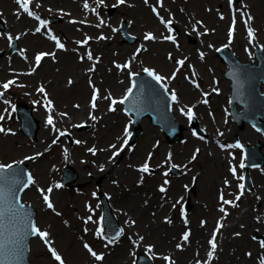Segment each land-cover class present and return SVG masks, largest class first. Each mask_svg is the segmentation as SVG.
<instances>
[{"label":"rangeland","instance_id":"1","mask_svg":"<svg viewBox=\"0 0 264 264\" xmlns=\"http://www.w3.org/2000/svg\"><path fill=\"white\" fill-rule=\"evenodd\" d=\"M59 1L61 2H55V0L33 1V6L37 8L36 12H39L36 15L40 18L38 21H46L47 24L44 25L43 28L47 27V30L46 35H43V33H38L39 36L37 37L43 36L42 39L44 40V42L38 43L35 46H26V43L23 42L22 39H20L17 46H23L27 48V55L24 54L26 58L21 57L20 53H17L19 57L13 54L15 56L14 58H12L11 60L6 59V55H8L6 53L8 52V37H10L11 34H18L16 32H21V27L9 28L7 30L11 32V34L6 31L5 33L2 32V37L0 36V46L2 47L1 49L5 50L4 53H1L0 49V57L2 55L4 56V62H0V83L17 76L12 73V70L15 71V74L17 73L18 75H20V80L18 79V81L11 85L7 92H4V95L0 97V116L4 117V119L1 120L0 127H3L6 130H12L14 128V131L16 130L17 132L10 135H8L9 133H7V131L0 132V159L2 162H6L13 159H20L23 156L30 154L36 155V152L41 151L42 154L40 156H36L33 161L28 162L27 166L30 168L31 175L32 173L34 174L32 175V177L35 179V182L40 185L39 188L44 189L45 191L47 190L46 184H52L53 180H55V182L60 185L58 180H61L60 176L63 172V169L66 167V160L65 158H63L65 152L68 154L71 153L72 155H76V157H72L75 162L69 159V161L73 164L71 165L73 167H76V165H80V167L82 168V172H84L86 178L90 179L92 176H87V173L93 174V172L96 171L97 165L102 164L101 166H103L105 164L103 161H106L108 155H110V148L107 147L108 144L111 145V142H113L112 144L115 145V150L112 149V151H116L120 147L121 143H125V141H127L128 134L132 128L128 116L121 113L115 107V112L111 114V116H106L107 118L105 117L106 119L104 118L103 120H101L96 124V126L93 124V126L91 125L82 130H76L73 127L63 129L61 126L57 125L55 129L57 128V130H66L68 132L70 131L69 133L73 137L79 139L81 143L78 144L68 141L69 144H67L66 147L65 138H63V144L56 143L53 145L54 147L49 152L44 153L47 144L52 141L53 134H55L56 132L52 128V125H49L47 123L49 115H51L53 118L56 117L53 109L50 110L48 108L49 101H51V107L53 106L57 110V112H60L61 114H65V112H68L69 108H74V106H72L73 103L80 102L79 99H75V94L81 92L82 85L76 86V84H72L75 79V69L72 68L68 70L65 65H67L70 61L77 65L80 64L78 62L83 61L86 58L87 53L89 52L88 46H90V44L94 40H97L99 36H103V46L101 48V51L104 54V67L97 66L98 62H100L99 54H102V52H100L99 50L97 53H92L93 59L90 60V62H86V65H83V69L86 72V78L88 80L91 78L90 81L92 80L93 82V85L89 86L88 82L86 83L84 81V84L86 86V105H88L89 108V103H91L92 106L94 94L97 95V99L95 101L96 104L98 102V96L100 94L99 91L101 90V96L103 98L105 107L106 105H110V96L107 94V91H109V89H112V87H110V85L107 83L108 81L106 82V77L107 79H110L113 75L118 78L120 76V74L116 72L117 69L113 66L112 61L113 63L121 64L123 60L130 59V57H127V55L131 54L133 48L136 51L139 50L140 45L142 44L138 42L139 37L144 36L145 32L150 29V26L145 24L146 17H150L153 19V21L159 23L158 16L164 17V14L165 17H167L169 11H172L173 9L176 12H182L183 10L186 12V14H190V16H192L193 18H199L198 21L200 24H202L203 29H205V31L210 30L211 32L213 31V29H217L218 27H220L218 24L222 25L223 28H221L223 30L225 29L228 21V14L223 20H221L218 18V12H224L225 10L229 9L227 4L225 3L226 0H147V3L145 2V0H125L127 1V3L120 6H118V4L120 3L119 0H103V3H100L99 0H92V3H90L89 0H87V3L90 4L89 7H95L94 9L96 13H90L92 11L89 9V7L85 9V7L81 5V2L83 4L85 0H78L77 2L76 0H71L72 3L75 4L74 6H68L64 4V1L62 0ZM244 2L249 5L251 12H253L254 15V18L252 17L251 21L254 26H256V33L259 35L256 44H258L261 48H264V38L262 37L264 36V19H259L261 14L264 15V0H244ZM242 4L238 2L235 5V8L238 9V7ZM14 7V0H0V18L6 19V12H10L16 22L21 23L23 19H16L14 14L11 12ZM111 7H114V9L109 12L108 10L109 8L111 9ZM151 7H153V9ZM42 14L44 17H42ZM172 15L173 14L171 13V16ZM238 19L242 21L239 15ZM101 21H103V23H101ZM121 22L122 24L126 22L127 32H129L131 36L136 37V39L132 42L122 40V36L118 31V27ZM193 22L195 21H190L186 26V29L185 27H182L181 32L183 33V30H190ZM59 23H65L67 26H70L71 30L66 32L65 35H62V33L56 29ZM137 24L138 30L134 29V26ZM31 25H34L33 21ZM237 27L238 29L236 31V34L239 32V37L241 36V34H243L245 37V34L241 29L239 23H237ZM182 33H179L178 49L184 56L187 57V62L192 61V56L195 55V50L199 46L195 45V43H197L196 39L192 40L191 38L190 40V37L194 38V36H192L191 34ZM53 36H55L57 40L64 45V48L61 49L57 47V40L52 39ZM35 37L36 36H33V38ZM86 38H90L86 45L78 43L84 41ZM224 38L225 33L223 31L222 36L217 39L215 43H221ZM255 38L257 37H254V39ZM236 41L240 42L238 39ZM159 45L160 44L155 41L146 43L145 46L148 47V49H143L139 53V61L153 66L162 74L172 73L176 65L169 60L164 59V55L166 51H175L174 45L169 44L170 47H168L167 45L164 47V50H162V48H159ZM241 46L242 44L240 45V47ZM252 49H254V46H252ZM52 52L53 54L55 52V57L57 58L51 56L47 57L46 55L42 57L39 65L36 64L35 57L38 54H50ZM132 54L134 56V52ZM178 56L180 57V54ZM211 56L214 57V61L208 59L209 61L207 62V64L208 66L211 64L215 65V74L219 76V73L222 74L221 69L224 70L225 66L215 58L216 56L214 54H212ZM16 58H19L20 63L16 62ZM61 60H63L64 63H62ZM66 62L68 63L65 64ZM195 64L198 66V63ZM91 65H94L95 67V70L92 72L89 69V66ZM201 67L204 71V77L209 76L208 68L206 67V65H201ZM64 68H66V70ZM33 69L35 70L33 71ZM88 76H90V78ZM180 82H184L189 86V84L186 83L182 79V77L177 78L173 82L172 85L178 90V94L180 95V104L183 107H186L190 105L189 103H197L198 92L194 91V95L192 94L190 97H187L186 94L184 95L182 93ZM207 82L210 84V79L207 78ZM207 82L205 81L204 84L207 85ZM51 83H53V87L57 86L58 89H54L51 86ZM96 83H98V85H96ZM22 84H24V87H22ZM227 84V80H225L224 84L221 83V86H227ZM41 87L44 88V92L38 91V89H40ZM113 92L116 95L120 94L121 87L119 88V91L116 90ZM227 93V89L225 91L223 90V93L220 96L216 97L219 101V104H224V102L226 101ZM5 101H7V103ZM18 101H24L25 104H28L33 109L35 108L34 106H36L35 103H39L41 101H43V104L47 105L44 107L42 104V112H36V116L41 119L39 124L44 126L45 131L42 133L37 126L34 140L24 136L19 131V123L16 120L13 111V105ZM217 110L221 115L222 111L220 110V108L216 109V111ZM87 113L88 117L94 115L95 108H92V110L88 111ZM220 115L217 116V114L215 113L214 118V121L219 125L222 124ZM84 118H86V116H84ZM125 118L129 120V124L126 122ZM71 121L74 120L71 118L70 122ZM147 125L154 127L150 121L147 122ZM233 125L236 126V124L234 123ZM112 126L116 129L112 130ZM231 127L232 125L227 126L226 130L228 131L229 128L231 130ZM92 128H97V130L102 132L103 134L106 133V135H103L106 137V139L100 142H98V139L96 141V139H94V136H91L93 133V130H91ZM242 128L243 127L237 126V129H239V131L243 130ZM250 128L247 127V129L252 132L250 137H253V134V139H261L260 133L255 132L252 127ZM121 130L126 131V133L124 131V136L121 135ZM230 130L228 134H230ZM211 132L213 134H216L217 132V130L215 131V127L213 124L211 125ZM83 134L84 137L80 139L78 136H82ZM140 134L141 133H139L136 138V149L132 152V154L139 153V158L132 163L124 162L122 165L126 168V170L125 168H121L122 165H118L120 157L119 161L117 162H115V159H110L113 165L114 163H117V165L120 166L118 169L119 171H117L116 173L114 172L115 174H113L109 178L114 181L108 188L103 187L101 184L100 188L103 191L104 189L111 190L109 192V195H111V198L109 199L111 201V204H113L115 208L118 207L120 211L124 213V215L128 218L127 221L130 219L133 220L131 227L133 231L139 232L140 234L144 235L145 240L142 244L143 250H145V243H153V240L151 238L152 235L147 230V226L150 224V221H156L155 223L165 224L164 221L166 220L164 219L169 216H171V218H167V221L173 220V218L180 217V214H178V209H174L172 208V206L177 204V198L182 197V192L185 193L186 187L188 186V176L184 178L185 181L181 180L180 182H178V184H175L176 181H172V185L168 190V195L172 196V201L167 204V207H164V202L159 199L157 203H154V205H152L150 208L145 207V210L142 208L145 211L147 219H143V217H140L139 219V217L136 216V213H130V211L132 210L130 208L131 206L129 205H132L133 202L135 205L141 206L145 204V196H153V192H157L155 189V185L160 181V178L155 179V175L160 173L161 170H159L158 173L154 172L153 177L144 175L143 180L141 181L142 175L137 173V171L134 169V165L140 166L145 158H147L148 153L152 150L154 152L152 151L153 154L151 158L152 164L154 166H156L157 164L160 165L165 159L164 157H168L169 159L176 161L177 163H186L191 159V157L194 156L192 152L196 151V149L194 150V146L197 145L198 142L187 141L183 143L178 141L175 142L177 144L176 146H172L174 142H168L166 139L165 142H162V136H156L153 132H148L147 134L143 133L141 135ZM234 136L238 135L230 134L229 136H227V138L231 139ZM239 136L240 138L244 139L242 135L239 134ZM38 140L41 142L39 148H37L38 146L34 147V144ZM90 148L96 149L95 154L89 151ZM154 148L156 149L154 150ZM200 148L201 150L198 153V157L193 163H191V167H189V169H186L190 174H192L193 172V174L196 173L197 175V180L194 187L195 190H191L189 194V201L191 204L188 212L190 219H187V221L190 222L193 219L194 224L199 225L200 221H203L205 219L208 227L207 233L205 235V237L208 235V244L206 242L207 246L210 244L209 241L212 239L213 233H216L217 224L215 225L213 223V219L212 221H210L209 219L205 218L206 215L200 211H196L194 209V206L192 205L196 202V200L204 199L203 195L200 192V189H203V186L200 184L202 177H204V175L206 174L207 180L209 178V174H215L214 165L212 163V160H210L215 155V152L209 149L203 150V147ZM166 150H171L172 155L169 156V154L166 153ZM101 154H104L103 160H99ZM217 156L222 160L223 173H225L227 171V162L229 160V156L226 152L219 153ZM233 156L235 157V163L237 164L239 160L238 153L234 152ZM117 159L118 157L116 158V160ZM42 160L45 162V164H43L44 162H42ZM125 163L133 164V166L127 165ZM230 163L233 164L232 162ZM236 164L234 166H236ZM114 168L117 169V166H114ZM162 168H165V166ZM167 168L168 167L164 169V174L166 173ZM260 169L264 170V166H262ZM260 169L255 170L259 171ZM108 170H110V167L108 168ZM105 172L100 173H102L103 176L104 174L106 175L110 173V171H107L106 173ZM178 174L183 175L181 171H179ZM169 177L171 178V180L175 179L174 175H170ZM222 177L214 185V200L217 192V185L223 182ZM94 184V180H90L88 182H78L77 178H75L72 182H70L69 185H64L67 188L63 189V197L59 202H57L56 209H53V211L47 210L41 215L37 216V221L41 224L40 227L44 230L46 229L51 234L50 238L53 239V243H51L50 246H52L53 244L56 245V247L63 252L65 258L70 264H80L81 261L85 259L84 256H78L75 250H81V252L85 254L77 238L84 236V221L82 220V218L87 220L88 217H91V214L89 213V206L93 203L92 192L93 190H97ZM175 185H177V188ZM262 192L264 195V190H262ZM38 193L39 192L37 188L32 189L29 198L31 200H36L37 198L38 203L41 204V199ZM34 196L37 197L34 198ZM157 196L160 197L158 192ZM246 197L247 196L245 195L242 200L246 199ZM262 202H264V199ZM255 205L257 211L254 210ZM255 205L250 204L248 210L245 212V215H248V219L250 218L249 220H253V216L258 214L259 212L261 214H264V207H262V204L260 206V203L256 202ZM204 211H206V209ZM174 212L177 213V216L172 217ZM138 213L139 212H137V214ZM124 215L122 214V218ZM244 223L245 220L240 219L238 221V224L234 225L231 228L232 233L237 232L239 228L245 225ZM228 224H230V222L225 223V225ZM59 228L65 231V235H61L60 233L56 232ZM87 228V225H85V229ZM142 228L144 229L142 230ZM181 229L182 226L178 228V230ZM222 230L220 233L216 234V244H218V237L220 238L222 235ZM254 230L258 231V233L260 232L264 234V223H260V226L258 223H254V225H252L250 229V233ZM253 234L254 233H251L249 236H247L243 245H239V253L240 255H243L245 258H247L245 256V253L248 250H252L253 252L254 250H257V253L254 254V260L258 264H261L264 256V247H262L261 245L262 242H264V237L255 239L253 237ZM66 240H68V243L66 242ZM31 243L35 244V249H33V251L30 253L31 264H55V262H53V260L44 250L42 245H40L37 239L31 240ZM74 246H76V248H74ZM72 248H74V250ZM120 248H122V245H119V243L116 242L114 244V247L108 250V254L103 259L104 264H130L129 250L122 251L120 254L121 257L118 258L117 261L116 259H114V257L113 261L110 260L112 255L114 256V253H116ZM234 248L235 247L232 246L229 249L231 252H233ZM209 249H211V247H209ZM221 249L227 253L224 247L220 246L219 251ZM154 250L160 253L165 251L164 248L159 247H157V249L155 248ZM222 250L219 253H222Z\"/></svg>","mask_w":264,"mask_h":264},{"label":"bare ground","instance_id":"2","mask_svg":"<svg viewBox=\"0 0 264 264\" xmlns=\"http://www.w3.org/2000/svg\"><path fill=\"white\" fill-rule=\"evenodd\" d=\"M49 1V0H48ZM64 1V4L70 6V5H75L74 3H72L71 0H62ZM77 1V0H76ZM136 1V0H134ZM55 2H61L59 0H55ZM90 3H92V0H89ZM140 7V6H139ZM6 18H8L6 25L9 28H16V27H21V32H23L27 27V24L30 25L32 20L27 18L25 19V24H21V23H16L14 22L13 16L10 12H6ZM259 19H264V15L261 14ZM145 24L150 26L151 29L156 30L157 32L160 31V29L162 28L159 23H156L155 21H153L152 18L150 17H146L145 20ZM177 26H182V25H186L189 24V20L187 17L176 14V20L175 23ZM220 27L217 28L215 34H213L212 36H210L209 40H215L216 38H219L222 36L223 34V29L221 28L222 25L218 24ZM56 29L58 31H60L62 33V35H65L66 32L70 31L71 28L70 26H67L65 23H59L58 27H56ZM134 29L138 30V24L134 26ZM152 31V30H150ZM34 35L30 34L29 32L26 33L25 35L21 36V39L23 40V42L26 43V46L28 45L29 47L31 46H35L38 43H42L41 38H38L37 36L35 38H33ZM264 38V36H262ZM103 46V41L102 40H94L90 46H89V51H91L92 53H97L99 50L101 51V48ZM126 47V46H124ZM0 48H2L0 46ZM59 52V51H58ZM1 53H4L3 50H1ZM102 55V60L100 57V62L98 63L97 66H103L105 65L104 63V54L102 52V54L100 53V56ZM14 58V56L11 57V59ZM239 60L243 61V62H250L249 60H247L242 54H239L238 56ZM62 63L63 60H61ZM0 62H4V56L2 55L0 57ZM16 62L20 63L19 58H16ZM89 62V61H87ZM68 62H66L65 64H67ZM96 66V67H97ZM65 67L69 70L74 68V76H75V80L73 82V85L76 84V86H81L82 85V90L79 93L75 94V99H79L80 100V107L79 108H69L67 115H63V114H59L60 116H63L61 118L58 119V122L60 124H65L68 125L70 124V118H72L73 120H76L84 115H86V110H87V105H86V98H85V91H86V86L84 84V81L86 80V75L83 73L82 69H81V64H75L72 61H70L67 65H65ZM66 68H64L66 70ZM104 70V69H103ZM102 70V71H103ZM105 71V70H104ZM114 77L107 79L106 78V82L108 84H112L113 88H115L114 90L119 91V88L122 86V82L117 83L116 81H114ZM180 86L182 87V93L185 95L187 92H191L192 94L194 93V88H189V86L187 84H185L184 82H180ZM51 86L53 87V83H51ZM55 86V85H54ZM124 87V86H123ZM54 89H58V87H53ZM78 100V101H79ZM200 109L201 106L199 105ZM53 110H55V108H53ZM104 111L105 107H104V103L103 100L99 101V109L98 112ZM174 112L176 114L175 119L178 122H182L184 123L185 118L178 115L176 108L174 106ZM57 113V112H56ZM112 113L110 112H106L107 116H111ZM102 115V114H101ZM83 119V118H81ZM81 119L79 121H81ZM165 121H169L168 118L164 119ZM43 124V123H42ZM143 133H148V132H153L156 136H160L161 133L159 130H157L155 127L149 126L147 125L146 120L143 122ZM182 125V124H181ZM209 126V125H208ZM185 128V127H184ZM40 131L43 133L45 131V128L43 125H40L39 127ZM111 129H116L113 126L111 127ZM251 131L247 129V127L245 126L243 130L239 131V129H237V127H231L230 130V134H240L244 137V140L246 141H250L252 142L254 135L252 134L253 137H250L251 135ZM230 134L225 133V136H229ZM113 135V133H112ZM103 137L100 136L98 138V142L103 141ZM41 145V142L38 140L36 141V143L34 144V147L39 148V146ZM33 146V145H32ZM176 146V145H174ZM139 154L138 153H126L124 155V157L122 158V160H120L121 164L124 162H133L134 160H136L138 158ZM71 158V157H70ZM104 159V154H101L99 157V160H103ZM107 160V159H106ZM212 163L214 165V168H216L215 170V174L210 175L209 174V178L206 180L207 176L206 174L204 175V177H202V180L200 181V184L203 186V189H200L201 194L203 195V200H199L197 203V207L199 209L200 212L206 214L208 217H212L214 215L217 214L216 211V200H214V184L216 182H218L220 180V178L225 175V173H223V163L222 160L218 158L217 155L213 156L212 159ZM45 161V159H44ZM42 160V162H44ZM216 163V164H215ZM45 164V162L43 163ZM105 164H107V161L105 162ZM101 165V164H99ZM107 167L109 166H105L106 172L110 171V173L108 174H104V179L101 178V176H103L102 173L98 172L97 170L93 173V180H101L102 185L108 187V179L115 174L118 169H115L114 167L110 166V170L107 169ZM74 172L76 175V178L78 181L80 182H88L90 181L89 179L86 178V176L84 175V172H82V168L80 167V165H76V167H74ZM209 171V170H208ZM105 172V173H106ZM115 172V173H114ZM181 179V178H180ZM261 183H264V178L263 177H259ZM205 185V186H204ZM262 190H264V185L261 186ZM63 193L62 189H55L54 192V197L56 199V201H58L61 197ZM26 198H29V194L26 195ZM146 200V207H150L153 205V203L158 199L157 196L154 197V199H152L150 196H145L144 198ZM34 205H35V210L37 211V214L40 215L42 214V205H40L36 200H34ZM131 206V210L130 213H136V216L139 217H143V219H147V216L145 214V208H141V206L139 205H135L132 202ZM206 209V211H204ZM137 212H139L137 214ZM242 219H244L246 222V230L245 227L243 226L241 230H239V235H232V231H230L229 227H226L223 231L220 243H222V246H224V248L226 249L227 253L224 251V253H222V258L219 259L216 255L212 257V259L208 262L209 264H211V262L213 264H256L255 260H254V254L257 253V250H254L253 253H245V256L247 258H245L243 255H240L239 253V245H243L247 236H248V232H250V229L252 227V225H254V220H249L248 219V215H244L241 217ZM262 218V217H261ZM121 219H123L121 217ZM124 219L126 220V222H122V225H124V223H127V217H124ZM119 221V220H118ZM156 221H150V224L147 226V230L149 231V233L152 235V242L155 244V247H159V248H164L167 251V248L171 249L174 251V253L176 254V257L178 258V262L179 264H194L193 260L194 258H192V254L195 253V249H199L201 251L204 250V248L206 247V233L208 230L207 225L201 226V225H195L194 224V220L191 221V226H192V238L193 240L196 242H190L189 245L186 247L185 250L183 251H176L174 249V240L178 239V236L176 235V233H178V228H180L181 225H183V222L179 219V218H175L170 224H162V223H155ZM144 228H142L143 230ZM57 233H60L61 235H65V231L61 228H59L57 231ZM130 234L125 236V247L129 249L130 243L128 242V238H130ZM180 238V237H179ZM66 242L68 243V240H66ZM235 247L233 250V252L230 251V247ZM74 248H76V246H74ZM74 248H72L74 250ZM33 249H35V244L31 245V250L30 252L33 251ZM126 250V249H123ZM122 249H120V251H123ZM78 254V256H82L84 255L83 252H81V250H75ZM201 256V254H199ZM37 256V254H36ZM119 256V255H118ZM118 256L116 255V253H114V256L112 255V257L110 258V260L113 261V257L114 259H116V261L118 260ZM173 256V255H172ZM205 257V254H204ZM203 261V260H202Z\"/></svg>","mask_w":264,"mask_h":264},{"label":"snow or ice","instance_id":"3","mask_svg":"<svg viewBox=\"0 0 264 264\" xmlns=\"http://www.w3.org/2000/svg\"><path fill=\"white\" fill-rule=\"evenodd\" d=\"M99 2H100V3H103V0H99ZM119 2H120V3H124L125 0H119ZM145 2L147 3V0H145ZM17 3H18V4L20 5V7L24 10V12H26L29 16H35V13H34L33 11H31V10H30V7H29V5H30V3H31V0H17ZM230 3H232V0H230ZM84 7H85V9H87V8L89 7V5H88V3H87V0H85ZM93 11H94V10H93ZM35 18H36L37 20L40 19L38 16H35ZM221 18H223V17L221 16ZM251 19H252V17H251V16H248L247 19L244 20L245 25H247L248 22H249ZM101 23H103V21H101ZM162 23H165V24H166V26H167L168 29H169V32L172 31V29H171V27H170L171 24H172V21H171V20L164 21V20L162 19ZM40 24H41V27H43L44 25L47 24V22L41 20V21H40ZM41 27H37V28H36V31H37V32H40V31H41ZM234 27H235V18H233V26H232V28H230V31H229L230 42H231V36H232V32H233V30H234ZM248 35H249L250 38L253 37V35H254V33H253V29L250 28V27L248 28ZM101 38H103V37H101ZM9 39H11V37H9ZM52 39L57 40V38H56L55 36H53ZM88 39H89V38H86L84 41H82V42H78V43H81V44L86 45V44L88 43ZM145 39H146V40H153V39H155V36H154L152 33H148V34L145 35ZM163 39H164V40H168V41H175V36H173V35H167V36H164ZM57 47L62 49V48H64V45H63L62 43H60V42L57 40ZM225 47H227V45H225ZM46 55H51V54H49V53H40V54H38V55L35 57L36 64L39 65V63H40L42 57H44V56H46ZM201 55H203V54H201ZM87 58H88V60H92V59H93V56H92V54H91V51H89V52L87 53ZM97 59H98V58H97ZM177 63H178V65L182 66V65L184 64V60H180V61H178ZM118 67H119V66H118ZM123 67L127 68V67H129V65H128V64H125ZM34 70H35V69H33V71H34ZM178 70H179V69H178ZM144 71H145L150 77H152V78H153L158 84H159L161 81L165 80V77H162V76L156 74L153 70L144 69ZM132 75L134 76V75H136V74H135V73H132ZM193 75H195V73H194ZM174 77H175V73L173 74V78H174ZM14 83H15L14 80H9V81H7L6 83H4V84L2 85V87L6 90V89H8L11 85H13ZM134 87H136V83H135V82H133L132 87H129V88L127 89V94L124 96L123 100L120 101V103H124L125 101H128V100H129V98L133 95V88H134ZM38 91H40V92H44L45 90H44L43 87H41L40 89H38ZM3 95H4V93H3V92H0V97H2ZM96 99H97V95L94 94V96H93V103H92V107H93V108H95V106H96V105H95V101H96ZM171 99H172L173 101H176V100H177V96H176V93H175V92H172V94H171ZM5 102L7 103V101H5ZM204 102L207 103V100H205ZM113 103H116V101H113ZM49 107H51V101H49ZM181 111H183V109H182ZM186 115L188 116L189 120H191V119L193 118L194 113H193V111H192L191 108L188 109ZM3 119H4V117H3V116H0V120H3ZM92 119H96V117L93 116ZM47 123H48L49 125H53L54 122H53V117H52L51 115H49L48 120H47ZM5 131H11V130H10V129H9V130H6V129H4L3 127H0V132H5ZM64 134H65L64 132H60V135H61V136H63ZM194 134H195V133H194ZM55 142H56V141L54 140L53 143H55ZM76 143L79 144V143H81V142H80V141H76ZM125 143H126V141H125ZM111 147H115V145H113V146H111ZM221 147H224V146L221 145ZM228 147H241V145H240L239 143H237L236 145H228ZM89 151L92 152L93 154H95L96 149H95V148H90ZM197 151H199V150H197ZM118 154H119L118 152H117V153H114V155H118ZM38 155H39V154H38ZM195 158H196V157H195V155H194V156H193V159H195ZM26 159H31V157H28V158H26ZM12 167H13V166H12L11 164H9V165L0 164V177H3V176L5 175V173H4V170H5V169L11 170ZM240 167L243 168V167H244V164L241 163ZM101 170H103V169L101 168ZM140 170L143 171V172H149V171H150V168H149L148 163L146 162V163L141 167ZM231 171L233 172V174H235V172H236L235 167H233V168L231 169ZM11 175H12L13 177L16 176L15 173H12ZM241 179H243V177H241ZM18 183H19V180H17V179H13V180L11 181V184H12V185H15V184H18ZM33 183H34V180H33L32 176L29 174L28 177H27V182L23 184V187H24V188H27L29 185H31V184H33ZM165 183H168V182L165 181ZM225 183H227V181H225ZM57 187H61V185H57ZM239 187L243 190V189H244V184H240ZM40 191H41V193H42V195H43V199H44V201H45L47 207L50 208V209H52V208L54 207V205H53V203L51 202V200H50V196H49V194L52 192V188L49 187V188L46 190V192H45L44 189H40ZM160 191H161V192H165V191H166L165 187L161 186ZM242 194H243V193L241 192V195H242ZM8 196H9V199L7 200V214H8V217H9V223L15 225L16 222H17V219L21 217V210L24 209V205L20 203V201H19V197L15 195V192L13 191V188H12L11 186H10L9 191H8ZM236 199L239 200V199H240V196L238 195V196L236 197ZM221 200L223 201L224 204H231V205H234V201H231V200H225L224 197H223V194L221 195ZM234 206H235V205H234ZM221 211H223V208L221 209ZM5 215H6V212H5L4 204H3L2 201H0V257H2V256L4 255V250H5V247H6V245H5V243L3 242V239H2L3 236H4ZM88 220H91V217H88ZM222 226H223V225H219V227H222ZM121 231H122V230H121ZM217 231H218V229H217ZM31 233H32L33 235H38L40 238H42V239L44 240V242H45L46 244H50V241L48 240V236H49L48 232H47V231H42V230L39 229L35 224H31ZM101 234H103V228H100V229H98V231H97V235H101ZM236 235H239V233H237ZM117 236H119V233L117 234ZM188 237H189V233H188V232H185V233L183 234V239H184L185 241H187V240H188ZM141 239H143V238L141 237ZM113 242H114V240H112V239H110V240L108 241L109 244H111V243H113ZM209 243H210V246H211V250L208 252V259H209V261H210V260L212 259V257H213V254H214L216 248H217V244H216V233H215V232L213 233L212 239L209 241ZM261 246L264 247V242H262V245H261ZM7 247H8L9 252H15V254H17V255L19 254L18 251L16 250V241H15V240L10 241L9 244L7 245ZM84 247H85L86 249H88V251L91 253V255H92L96 260H102V259H103L102 254L98 255L95 251H93V250L89 247L88 244H85ZM178 247H179V245H178ZM50 251H51V253H52V256L55 258L56 261L59 262V264H64V261H63L61 255L58 254V252L56 251L55 248L50 247ZM262 264H264V261H262Z\"/></svg>","mask_w":264,"mask_h":264},{"label":"water","instance_id":"4","mask_svg":"<svg viewBox=\"0 0 264 264\" xmlns=\"http://www.w3.org/2000/svg\"><path fill=\"white\" fill-rule=\"evenodd\" d=\"M19 219V218H18ZM17 219V220H18ZM14 232V237L17 239V240H20V237H21V230L20 228H16L15 225L9 223V218L6 217L5 215V226H4V236H3V242L5 243V245L9 244V241L7 239V237L12 233ZM24 257V256H23ZM22 257V258H23ZM1 259V257H0Z\"/></svg>","mask_w":264,"mask_h":264}]
</instances>
